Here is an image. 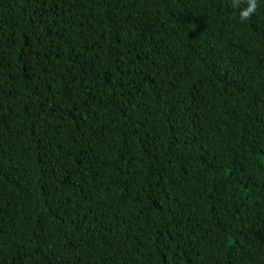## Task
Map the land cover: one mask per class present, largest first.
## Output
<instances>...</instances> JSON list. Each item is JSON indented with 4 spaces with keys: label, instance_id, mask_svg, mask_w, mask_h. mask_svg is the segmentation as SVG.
<instances>
[{
    "label": "trees",
    "instance_id": "trees-1",
    "mask_svg": "<svg viewBox=\"0 0 264 264\" xmlns=\"http://www.w3.org/2000/svg\"><path fill=\"white\" fill-rule=\"evenodd\" d=\"M0 0V264H264V0Z\"/></svg>",
    "mask_w": 264,
    "mask_h": 264
},
{
    "label": "clouds",
    "instance_id": "clouds-1",
    "mask_svg": "<svg viewBox=\"0 0 264 264\" xmlns=\"http://www.w3.org/2000/svg\"><path fill=\"white\" fill-rule=\"evenodd\" d=\"M232 7L239 12L241 21H247L259 7L258 0H231Z\"/></svg>",
    "mask_w": 264,
    "mask_h": 264
}]
</instances>
